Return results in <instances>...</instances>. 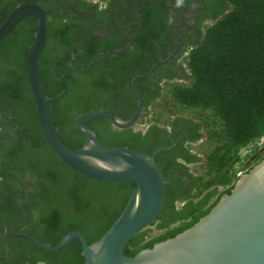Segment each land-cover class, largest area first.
<instances>
[{
	"label": "flooded vegetation",
	"instance_id": "flooded-vegetation-1",
	"mask_svg": "<svg viewBox=\"0 0 264 264\" xmlns=\"http://www.w3.org/2000/svg\"><path fill=\"white\" fill-rule=\"evenodd\" d=\"M22 1L36 3L45 11L46 40L37 74L48 97L58 95L63 89L51 69L54 60L67 62L73 70L83 69L95 55L123 49L129 44L127 34L130 37L127 49L97 59L83 73L71 71L55 61L66 92L51 104L50 115L52 118L54 113L53 123L65 145L76 140L82 144L84 138L74 129V120L80 116L108 110L120 120L129 119L137 100L131 87L132 78L145 75L178 47L166 61L155 66L147 78L135 82L141 93L142 114L132 129L114 128L107 117L82 124L95 134L103 148L133 146V151L153 155L169 193L175 196L188 191L191 195L197 176L190 167L195 163H186L184 157L185 152L193 154L189 145L200 142L192 141L198 134L194 120L175 114L157 125L156 130H151L154 123L149 119L155 102L162 98L170 84L188 83V52L201 41L205 29L229 11L227 1L184 0L179 8L175 6L176 0ZM18 2L0 0V24ZM105 3L106 9L101 10L100 5ZM169 17L173 20L171 24ZM27 18L33 19L36 26V18L29 16L5 36L20 39L24 34L21 24ZM15 30L16 36L13 35ZM40 140L26 81L22 96L13 104L0 100V264H50L28 246L33 245L5 235L4 230L11 235L20 229L22 234L49 245L74 222L75 215L65 198L71 183L60 172L59 161L47 145H39ZM76 147L78 143L68 148ZM77 198L81 207L90 204L81 191ZM187 199L181 203L174 200V208L184 205Z\"/></svg>",
	"mask_w": 264,
	"mask_h": 264
},
{
	"label": "trees",
	"instance_id": "trees-1",
	"mask_svg": "<svg viewBox=\"0 0 264 264\" xmlns=\"http://www.w3.org/2000/svg\"><path fill=\"white\" fill-rule=\"evenodd\" d=\"M226 1L230 5L229 11L208 26L198 45L188 52V83L170 84L161 98H166L170 103L171 114L168 118L180 115L181 111L191 114L188 118L194 120L198 130L192 141L205 144V170L195 183L193 196L196 200H189L175 209L173 201L183 200L190 194L182 191L172 196L167 185H164L161 209L154 220L157 229L163 232L150 239L146 238L144 230L137 233L123 248L122 253L126 257L173 237L204 216L218 198L228 194L232 187L226 185L229 183L228 170L238 159L237 149L264 136V0ZM21 27L24 34L20 39L7 35L0 40V100L12 104L26 88L24 62L35 21L27 18ZM16 34L17 30L13 31V35ZM53 96L56 95L50 94L49 98ZM152 115L149 120L154 125L150 129L156 130L161 114ZM53 118L56 119L54 113ZM166 120H161V123ZM77 143L78 149L81 146L79 140L63 144L73 147ZM68 147L70 151L76 150ZM130 148L134 149L133 146ZM185 155L186 163L197 162L194 153L185 152ZM263 157L264 154L257 162ZM58 166L71 183L65 198L68 208L76 216L61 234L75 231L86 244L97 241L121 212L133 184L94 182L75 174L60 162ZM47 177L54 180L51 176ZM220 186L226 187L215 194ZM80 191L90 203L86 208L79 205L77 194ZM203 191L207 192L202 194ZM212 196L215 198L209 203ZM60 238L61 235L49 245H55ZM28 246L50 264H83L77 241L55 252Z\"/></svg>",
	"mask_w": 264,
	"mask_h": 264
},
{
	"label": "water",
	"instance_id": "water-1",
	"mask_svg": "<svg viewBox=\"0 0 264 264\" xmlns=\"http://www.w3.org/2000/svg\"><path fill=\"white\" fill-rule=\"evenodd\" d=\"M36 18L35 31L28 47L24 74L31 92L41 140L55 158L75 174L88 180L106 184L129 182L133 184L124 207L104 234L95 242L86 244L75 231L67 232L50 246L24 235L20 229L15 234H4L20 238L34 247L47 252L63 249L77 240L83 264H264V157L247 171L237 174L228 194H222L209 211L193 225L171 238L154 243L132 257L122 251L130 238L155 220L162 205L163 180L153 155H144L127 147L103 148L95 134L82 123L107 117L117 129H132L140 120L141 93L135 82L147 78L153 68L168 59L153 65L145 75H136L131 87L137 95L136 107L127 120H120L111 111L99 110L74 120V129L84 138L81 146L68 150L62 143L50 115L51 104L66 92V84L55 69V61L69 70L83 73L102 57L113 56L127 49L95 55L83 69L73 70L67 62L54 60L52 72L63 84L62 91L55 97H47L37 74V64L46 40L45 11L36 3L19 0L0 24V39L8 34L26 17ZM179 42V40L177 39ZM180 45V42H179ZM178 45V46H179Z\"/></svg>",
	"mask_w": 264,
	"mask_h": 264
},
{
	"label": "rangeland",
	"instance_id": "rangeland-1",
	"mask_svg": "<svg viewBox=\"0 0 264 264\" xmlns=\"http://www.w3.org/2000/svg\"><path fill=\"white\" fill-rule=\"evenodd\" d=\"M170 103L167 101V99H160L159 101L155 102V105L152 108V113L158 114L160 113V119L157 123L158 125H161V120H166L168 116L171 114L169 113ZM151 113V114H152ZM180 115H185L187 117L191 116V114L181 111L179 112ZM153 116V115H152ZM189 149L196 155L197 162L190 167L193 174L199 178L200 176H203V172L205 170V162H204V149L205 144L204 142H196L194 145H189ZM264 154V136H261L259 138H256L243 146L239 147L237 149V155L238 159L237 161L229 168L228 170V177H229V183L226 185H232L235 181L237 174L240 172L247 171L252 165H254L257 160ZM226 186H220L217 187L215 190V194H218L223 188ZM207 191H203L202 194H205ZM195 192H193L187 200H196V198L193 196ZM215 198V196H212L209 199V203ZM181 203V200L179 201ZM178 203V204H179ZM146 238H154L161 234L163 230L157 229V222L153 221L148 226H146L144 229Z\"/></svg>",
	"mask_w": 264,
	"mask_h": 264
},
{
	"label": "clouds",
	"instance_id": "clouds-1",
	"mask_svg": "<svg viewBox=\"0 0 264 264\" xmlns=\"http://www.w3.org/2000/svg\"><path fill=\"white\" fill-rule=\"evenodd\" d=\"M92 2L95 3L96 0H92ZM183 2H184V0H176V4H175V6H176L177 8H179V7H181V6L183 5ZM106 7H107V4H106V3L100 5V9H101V10L106 9ZM168 22H169L170 24L173 22V20H172L171 17H169Z\"/></svg>",
	"mask_w": 264,
	"mask_h": 264
}]
</instances>
